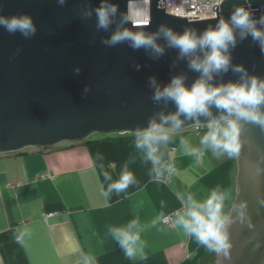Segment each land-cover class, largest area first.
Instances as JSON below:
<instances>
[{"label":"water","instance_id":"95a60500","mask_svg":"<svg viewBox=\"0 0 264 264\" xmlns=\"http://www.w3.org/2000/svg\"><path fill=\"white\" fill-rule=\"evenodd\" d=\"M137 0H113L121 12L129 13L130 3ZM100 0H0V13L5 15L29 13L37 32L25 39L0 28V154L18 152L27 146L46 149L62 141L79 143L93 134H134L137 126H147L148 120L159 113L175 112L171 102L154 104L149 76L155 75L163 86L179 73L187 76L191 85L197 73L191 72L177 51L168 49L152 59L149 52L134 51L127 43L106 47L101 43L115 30L96 29L95 15L82 19L80 8ZM244 0H221L213 5L212 18L187 20L164 11V0H149V21L137 25L140 30L155 31L161 23L177 32L195 29L198 32L226 19L234 4ZM254 9L264 7V0H252ZM261 13L255 12L258 17ZM118 20V18H117ZM128 27H132L129 24ZM136 30V29H133ZM20 51L17 53V49ZM233 63H242L250 74L264 77V54L248 38L232 50ZM175 62V67H172ZM140 65L137 71L135 65ZM81 71L76 75L74 69ZM235 80L229 72L215 83ZM88 85L90 92L83 95ZM214 115H218L213 108ZM183 121L181 130L196 126L194 120ZM200 125H205L201 118ZM236 160L233 203L248 204V216L253 227L234 224L229 229L230 260L214 254L213 264H264V131L245 125L242 132L241 155ZM229 214L235 216L232 205Z\"/></svg>","mask_w":264,"mask_h":264},{"label":"crops","instance_id":"0c3cea01","mask_svg":"<svg viewBox=\"0 0 264 264\" xmlns=\"http://www.w3.org/2000/svg\"><path fill=\"white\" fill-rule=\"evenodd\" d=\"M205 131H178L160 145L163 161L176 169L162 182L150 176L151 164L134 148V138L0 154V264H83L86 253L96 264H203L207 249L194 238L174 225H150L159 213L171 217L180 207L177 190L203 199L219 186L233 198L235 159L206 152L197 162L182 154L181 137L201 147ZM125 162L137 183L105 196L110 181L104 172L115 180ZM231 203H226L227 213ZM136 217L148 226L141 233L143 256L129 259L107 230Z\"/></svg>","mask_w":264,"mask_h":264},{"label":"clouds","instance_id":"9594fccd","mask_svg":"<svg viewBox=\"0 0 264 264\" xmlns=\"http://www.w3.org/2000/svg\"><path fill=\"white\" fill-rule=\"evenodd\" d=\"M57 3L63 6L66 0H57ZM257 11L261 13L258 17L255 15ZM93 15L98 31L108 32L115 24V30L107 38L101 39L106 47L127 43L134 51L143 49L156 60L165 54V46L159 43L163 40L168 49L177 51V60L185 61L187 68L198 74L190 86L186 84L187 76L184 73L173 75L163 86L157 82L155 75L148 77L153 103L171 102L176 108L175 112L159 113V122L155 115L150 117L147 126H137L133 134L134 148L143 154L145 162H150V176L153 180L162 182L165 173L170 177L176 172L174 164L163 161L160 145H167L172 134L182 129V116L185 120H194L197 127L200 126L201 118L205 121L206 131L199 140L201 147L192 146L184 137L180 139L182 154L193 157L197 162L206 152H211L217 159L225 156L230 159L239 158L244 126L252 125L264 131V77L250 74L242 63H233L232 59V50L248 38L264 54V7L254 9L252 0H244L242 4L233 5L226 19H218L214 26L199 32L195 29L177 32L164 23L159 24L154 32L140 30L135 24L137 18L121 12L113 0H100L95 7L90 3L81 6L82 19H90ZM0 28L10 34L19 33L25 39L37 32V25L29 13L10 16L0 13ZM19 51L18 48L17 53ZM175 66L174 62L172 67ZM135 68L139 71L140 65L136 64ZM80 71L79 66L74 69L76 75ZM229 72L237 79L214 82L217 77L222 78ZM89 92L90 87L86 85L83 95L87 96ZM213 108L218 115L213 114ZM98 158L102 156L98 155ZM104 178L110 181L105 196L112 192H125L137 183L128 162L122 166L117 179L113 180L108 172H104ZM175 197L180 207L171 217L159 213L152 219L150 226L167 224L171 220L175 227L194 238L209 252L230 260V227L234 224L249 229L253 227L247 212V202L241 200L233 203L235 216H232L225 211L232 194L219 186L210 189L203 199H198L191 191L179 190L175 191ZM259 204L264 206V199H260ZM147 226L141 225L136 217L124 225L109 226L107 231L125 255L135 259L143 256L141 233ZM17 239L22 241L23 233ZM83 264H96L95 257L84 254Z\"/></svg>","mask_w":264,"mask_h":264},{"label":"built area","instance_id":"2783aa9c","mask_svg":"<svg viewBox=\"0 0 264 264\" xmlns=\"http://www.w3.org/2000/svg\"><path fill=\"white\" fill-rule=\"evenodd\" d=\"M221 0H164V11L170 14H176L180 16H186L189 21L197 19L212 18L216 15V10H213V5H220ZM133 17H136V25L147 24L149 21V0H137L130 3L129 13ZM189 129L192 130H204V125L199 127L192 126ZM167 173H165L164 180L168 179ZM170 217V216H169ZM167 225H173L170 222Z\"/></svg>","mask_w":264,"mask_h":264},{"label":"trees","instance_id":"16d2710c","mask_svg":"<svg viewBox=\"0 0 264 264\" xmlns=\"http://www.w3.org/2000/svg\"><path fill=\"white\" fill-rule=\"evenodd\" d=\"M94 138H88L87 140H83L81 141L80 143H84V142H87V141H95V142H99L101 140H117V139H132L134 138V135L132 133H124V134H109V135H105V136H102V135H99V134H94L93 136ZM204 260H203V264H207L209 262L212 263V260L214 258V253L213 252H209L207 250V253L205 254V256L203 257Z\"/></svg>","mask_w":264,"mask_h":264},{"label":"rangeland","instance_id":"374dc122","mask_svg":"<svg viewBox=\"0 0 264 264\" xmlns=\"http://www.w3.org/2000/svg\"><path fill=\"white\" fill-rule=\"evenodd\" d=\"M205 130V129H204ZM196 131V130H195ZM199 131H201V130H197V132H199ZM64 143H67L68 144V142H66V141H62L61 143H59V144H57L58 146L59 145H62V144H64ZM28 147H33V146H27L26 148H28ZM26 148H24V149H26ZM46 151H49V150H46ZM233 197H234V195H233ZM232 202H233V198H232ZM231 205H232V203H231ZM214 253V252H213ZM215 254V253H214Z\"/></svg>","mask_w":264,"mask_h":264},{"label":"bare ground","instance_id":"6f19581e","mask_svg":"<svg viewBox=\"0 0 264 264\" xmlns=\"http://www.w3.org/2000/svg\"><path fill=\"white\" fill-rule=\"evenodd\" d=\"M174 15H176V14H174ZM177 16H180V15H177ZM187 18V17H186ZM188 20V19H187Z\"/></svg>","mask_w":264,"mask_h":264}]
</instances>
